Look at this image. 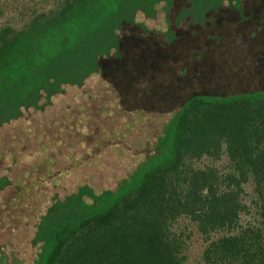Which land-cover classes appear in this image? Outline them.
<instances>
[{"label": "trees", "instance_id": "1", "mask_svg": "<svg viewBox=\"0 0 264 264\" xmlns=\"http://www.w3.org/2000/svg\"><path fill=\"white\" fill-rule=\"evenodd\" d=\"M178 1L31 0L18 21L0 26V123L41 93L49 101L82 86L103 60L124 111L172 112L154 154L115 191L96 195L85 185L39 214L35 264H186L185 241L172 231L178 218L208 239L204 264H264V0L240 4L231 25L212 6L204 22L223 21L222 36L206 41L194 20V44L167 29L149 45L133 36L126 56L119 32L136 26L135 15L161 4L168 13ZM205 156H225L228 172L197 168ZM250 180L259 220L244 227Z\"/></svg>", "mask_w": 264, "mask_h": 264}, {"label": "rangeland", "instance_id": "2", "mask_svg": "<svg viewBox=\"0 0 264 264\" xmlns=\"http://www.w3.org/2000/svg\"><path fill=\"white\" fill-rule=\"evenodd\" d=\"M249 1L180 0L181 4L168 13L164 4L151 15L139 12L134 18L136 26L119 32L126 38L125 55L137 47L132 44L133 36L149 45L150 41L156 43L155 40L164 38L161 33L167 29L192 45L196 33L194 20L197 25L206 26L198 29L206 41L213 35L222 36L223 21L235 23V8L240 4L243 8ZM261 1L256 0L255 5ZM30 3L31 0H5L0 7V26L11 18L18 21L21 11ZM216 5L222 7L215 19L223 21L204 22L214 14L211 7ZM237 25L246 27L239 21ZM156 32L162 38L155 39ZM127 33L128 36L123 35ZM199 40L196 38L193 44ZM108 63L112 65L103 60L102 70L87 77L82 86H68L49 101L41 93L37 104L21 108L17 116L0 123V249L5 255L0 264H35L38 245L33 240L39 214H45L55 201L62 202L77 194L78 188L85 185L96 195L115 191L130 172L154 154L172 112L124 111L114 90V69ZM194 165L202 170L215 169L223 175L228 172L229 160L225 156L220 160L205 156ZM244 186L247 209L241 224L254 226L259 220L256 183L250 180ZM172 231L185 241L186 264H204L202 256L209 241L197 226L186 218H178ZM216 238L217 235L211 237Z\"/></svg>", "mask_w": 264, "mask_h": 264}]
</instances>
